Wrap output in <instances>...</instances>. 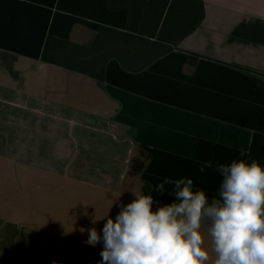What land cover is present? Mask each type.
<instances>
[{
	"label": "crops",
	"instance_id": "crops-1",
	"mask_svg": "<svg viewBox=\"0 0 264 264\" xmlns=\"http://www.w3.org/2000/svg\"><path fill=\"white\" fill-rule=\"evenodd\" d=\"M3 56L0 264H98L81 229L133 192L212 198L217 165L264 166V0H0Z\"/></svg>",
	"mask_w": 264,
	"mask_h": 264
},
{
	"label": "clouds",
	"instance_id": "clouds-1",
	"mask_svg": "<svg viewBox=\"0 0 264 264\" xmlns=\"http://www.w3.org/2000/svg\"><path fill=\"white\" fill-rule=\"evenodd\" d=\"M211 167L205 162L199 171ZM215 171L222 178L215 197L191 178L166 177L155 191L164 195L171 185L174 202L160 206L152 195L133 192L134 201L121 204L115 220L107 217L102 235L92 218L93 226L81 232L92 247L102 242L98 264H264V166L237 159Z\"/></svg>",
	"mask_w": 264,
	"mask_h": 264
},
{
	"label": "rangeland",
	"instance_id": "rangeland-1",
	"mask_svg": "<svg viewBox=\"0 0 264 264\" xmlns=\"http://www.w3.org/2000/svg\"><path fill=\"white\" fill-rule=\"evenodd\" d=\"M26 62L27 61H25V60H23V59H20L19 61H18V65L20 64V66L23 68V69H25V68H27L26 66H28V64H26ZM14 64V62H13V60H12V58H10V57H8V56H3V57H0V78H2L3 80H5V77L3 76V74L4 73H6L7 72V70L9 69V67L11 66V65H13ZM26 64V65H25ZM17 65V66H18ZM1 93H4V91H2L1 90ZM14 98V97H13ZM14 99H17V96L15 95V98ZM8 161H6V160H4V161H2V162H0V164L1 163H3V165L5 164V163H7Z\"/></svg>",
	"mask_w": 264,
	"mask_h": 264
},
{
	"label": "trees",
	"instance_id": "trees-1",
	"mask_svg": "<svg viewBox=\"0 0 264 264\" xmlns=\"http://www.w3.org/2000/svg\"><path fill=\"white\" fill-rule=\"evenodd\" d=\"M187 62L191 65H194L192 57H188ZM145 157L141 155L140 157L133 158L130 165V174L137 175L140 174L145 168Z\"/></svg>",
	"mask_w": 264,
	"mask_h": 264
}]
</instances>
